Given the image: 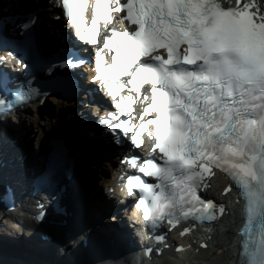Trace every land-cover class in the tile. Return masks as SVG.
I'll return each instance as SVG.
<instances>
[{
    "label": "snow or ice",
    "instance_id": "6c2138e0",
    "mask_svg": "<svg viewBox=\"0 0 264 264\" xmlns=\"http://www.w3.org/2000/svg\"><path fill=\"white\" fill-rule=\"evenodd\" d=\"M48 2L55 12L44 15L70 21L68 36L88 49L84 79L106 105L88 119L104 130L106 140L113 139L112 132L127 145L139 143L138 132L149 140L151 156L113 157L154 181L137 175L117 181L121 192H134L131 207L149 231L164 220L171 227L216 220L223 207L197 193L219 171L242 204L246 235L240 264H264V0H91L83 20L74 10L83 0ZM109 13H119L129 27L103 28L112 19ZM94 21L103 28L96 36ZM31 24L25 13L17 28L19 47L34 65L47 73L49 65L60 72L76 63L61 46L37 56ZM98 49L108 54L106 60ZM35 95L41 93L28 87L15 93V100ZM130 100L139 108L134 114L126 111Z\"/></svg>",
    "mask_w": 264,
    "mask_h": 264
},
{
    "label": "bare ground",
    "instance_id": "6f19581e",
    "mask_svg": "<svg viewBox=\"0 0 264 264\" xmlns=\"http://www.w3.org/2000/svg\"><path fill=\"white\" fill-rule=\"evenodd\" d=\"M46 46V53H48L49 49H51L53 46L52 43H50L47 39L45 40V47ZM59 87L61 88V91H63V93L68 94L66 85L63 84ZM48 102H50L53 106L50 107V110H47V112H45V106L46 104H48ZM88 114L89 111L85 107L77 106L75 97L73 98L72 96H70V98L68 99L50 97L43 102L41 110L28 109L25 113H19L17 117H15L14 121L12 119L8 120V125L11 127V130L13 132L15 131L19 134V136H21L22 145H29L33 150V155H35L37 152L41 151L44 148L46 139L51 133L54 134L55 131H57V133L68 132L66 131L67 126H63L64 121L68 124H76V126L79 128V125H81L80 120ZM56 124L58 125L57 128H55ZM19 125H24V129H22V127H20ZM77 127H74V130H72L74 131L73 138L75 139L80 135H84L86 130L83 125L78 130ZM77 131H79L80 134H78ZM23 132H25V138L24 136L22 137ZM76 134L78 135L75 136ZM23 140H26V142H24ZM83 184H85V188L88 189L86 191L88 195L87 199L93 202L95 196L91 191V187L89 186L90 183L85 182ZM235 218L236 215L234 213L229 217L226 223H224V233L223 235H221V238H219V240H215L212 249L201 251L200 255L196 258H186L184 260H181V263L179 264H229V243L234 238L231 224ZM9 250H13V248L6 244V239H4L2 236V239H0V257L2 259L9 260L11 258V256L9 255ZM215 251H218V253H222V256L217 255ZM20 252H24L25 254L28 253V256L31 255L41 264H57L58 262V260L54 258L49 259L47 256L39 253L38 251L34 252L28 249H20ZM20 252L15 251V255L19 256ZM162 261H165V264H167V262L168 264L170 263L169 257H166L164 260L162 259ZM72 263L73 261H67V264ZM26 264H31V262H26Z\"/></svg>",
    "mask_w": 264,
    "mask_h": 264
},
{
    "label": "water",
    "instance_id": "95a60500",
    "mask_svg": "<svg viewBox=\"0 0 264 264\" xmlns=\"http://www.w3.org/2000/svg\"><path fill=\"white\" fill-rule=\"evenodd\" d=\"M35 35L39 39L40 43V49L43 55H46V49L47 46L45 47V40L47 39L50 43H52V46H60L59 42L52 36L50 35L47 31L41 28H36L35 29ZM49 52V51H48ZM76 102L78 104V99H76ZM82 125H79V128H81ZM74 131H68L67 133H57L55 134V137L60 138L62 141H66L69 137L73 136ZM23 149L26 154L28 155H33V150L29 145L23 146Z\"/></svg>",
    "mask_w": 264,
    "mask_h": 264
},
{
    "label": "rangeland",
    "instance_id": "374dc122",
    "mask_svg": "<svg viewBox=\"0 0 264 264\" xmlns=\"http://www.w3.org/2000/svg\"><path fill=\"white\" fill-rule=\"evenodd\" d=\"M51 106H53L50 102H48V104H46V106H45V112H47V110H50V107ZM78 106V105H77ZM79 107V106H78ZM20 127H22V129H24V125H19ZM63 126L65 127V126H67V130L66 131H70V130H74V127H77L76 126V124H74V125H72V124H68L67 122H65L64 121V123H63ZM58 127V125L56 124V126H55V128H57ZM79 128L77 127V130H78ZM27 131H28V127H27ZM54 131H55V129H54ZM76 131V130H75ZM78 132V134H80L79 133V131H77ZM57 133V131H55L54 132V134H56ZM23 134H25V132H23ZM78 134H76L75 136H77ZM27 135V134H26ZM26 136H24V138H25ZM24 142H26V140H23ZM28 141V140H27ZM29 142V141H28ZM31 143V142H30ZM32 145V144H31Z\"/></svg>",
    "mask_w": 264,
    "mask_h": 264
}]
</instances>
